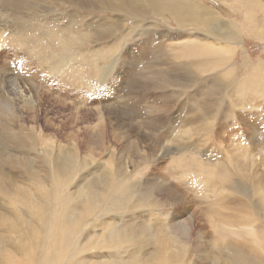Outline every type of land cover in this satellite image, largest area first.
I'll use <instances>...</instances> for the list:
<instances>
[{
	"label": "rangeland",
	"instance_id": "rangeland-1",
	"mask_svg": "<svg viewBox=\"0 0 264 264\" xmlns=\"http://www.w3.org/2000/svg\"><path fill=\"white\" fill-rule=\"evenodd\" d=\"M6 1L7 0H0V29H4V28L5 30L8 29L7 31L3 32L4 35L0 38V93H1L0 94V108H1V115H0L1 146L0 148L2 149V147L5 146V148L11 152L18 150L17 143L20 141L22 135L24 137L25 133L24 134L21 133L22 135H15L16 132L14 131L15 134L13 135L11 134L12 132L10 131L9 133H7L8 129H6V127L9 126L10 124L11 125L15 124L13 120L16 119V116L18 119L20 117L19 121H20V124H22V127L25 126L27 129L28 128L31 129V131L29 130L28 131L29 133L32 132L30 138H33L32 142L34 145L32 148L25 147L24 149L21 150L23 151L22 155L25 159L23 157H20V160L32 162V166L39 164L43 168V170H45V173L44 172L43 173L45 175H48L50 179H52L50 175V169L52 166V162L55 161V158H56L55 155H57V153H59L60 155L63 154L64 155L63 157L68 158L69 162L65 161L63 163L65 167H67L72 162L75 163L76 166H74L73 168L75 169L74 173L71 174L72 172H70V174H68L69 176L67 174H66L67 176H65L69 183L68 187L65 188V190L63 189V186L60 187V190L58 192L59 194H61V192L63 194H66L67 192L73 193L77 188L79 189L82 186V184L85 183L84 182L85 180L82 181V177H85L86 180L89 179V174H90L89 171L91 168H94V170L96 168L97 169L96 173L98 170L101 169L102 173L100 170L98 173L99 175L97 174L98 176H100L101 174L103 175L104 172L105 173L108 171L111 172L112 165H113L112 163L113 162L115 163L116 161L119 160L121 164H124V165L127 164L129 166L131 165V167L128 166L131 171L130 177L132 178L133 182L134 181L138 182L139 187L137 190L142 189V188L144 189V186L147 183H150L152 180L154 184L158 183L157 186L158 187L160 186V188L164 186L166 188V185L168 184L169 186L167 185L168 186L167 189H169L171 193L177 194V195L172 194V200L169 197V200H167L168 201L167 204H163L162 202H159L157 205V208L150 206L148 210L145 209V212H148V213H144V212L136 213L135 212L136 213L135 218H137L136 223L139 224V226H141L139 227V229L141 228L145 229L144 226L148 227L147 223H146L147 225H143V223L145 224V221L141 218H144V219L146 218V222L148 223L153 222L152 224H155L154 223L155 221H152L154 213H150L149 210L150 211L159 210V212L168 214L169 212H172L174 207L178 204V201L180 199L178 195L180 194L185 195V198L187 197V200L183 196L181 197H183V199L188 202L185 203L183 201L182 203H184L185 205L188 204L186 206L190 210L187 207H185L184 204H182L180 212L183 211V214L185 213L184 217L181 216L180 219H177L176 221L177 223L175 222L172 223L175 226L174 228L171 229V232L173 236H176L178 234L177 235L178 237L176 238L177 240H180L182 243H184L183 241H185L184 244L188 246V245H191L194 241L203 238V241L205 240V242L207 241L210 242L213 246L217 247V249L219 250L220 249L219 242L216 240L215 241L213 240L214 232L222 230V232H219L218 234L215 235L218 237V236L224 235L223 231L226 232L227 230H230L228 232H230V236H231L230 240L233 242H235V239L237 240L239 238L238 241H236V243L237 242L245 243V244H248L249 246L251 245L253 246V244H261L260 246L262 247V258L260 261L264 262V220L262 221L263 223L260 224L261 226H257L256 224H253V222L255 221V218H253L255 217L254 216L255 210H253L252 204L250 203L251 202L250 199L254 201L253 196L256 195L255 192H258L259 190L262 192L263 191L262 187L264 189V185L261 186L257 184L256 186V184H254L255 182H253V176L254 177L259 176L261 175V173H264L263 171L264 169L263 170L261 169V168H264V159H263L264 154H262L264 153V150H263L264 149V70L263 72L262 70L259 71V73L263 74V75L259 74L258 76V77H261L259 78V80L257 79L259 82V85H254L252 84V81H250L246 83V87L244 86L240 90L241 92L243 91L242 94L240 91L237 93L234 91H231L233 90V88L231 89V87H233L234 84L236 83L239 84L242 80L244 81V79L248 77L247 75H250L252 73V69L254 68L253 65H256L261 62L264 63V8L255 10V9H252L253 7H249L247 4H246L247 6L244 5L243 8H241L238 4H233L232 3L233 0H194L195 1L194 3L196 5L201 6L205 9L207 8L208 11H212L216 16L218 15L219 21L222 23H225L222 25L229 26V24H232L234 26V30L238 33L239 37L234 39L235 41L233 42V44H230L226 42L227 41L226 38L224 39L220 37H214L210 35L209 33H206L203 31L200 32L195 29L193 30V28H189V29L180 28L179 29L176 23L167 14L162 15V17H155L154 15H151V14L146 17H143V16H138L135 12H133L131 16H129L123 13V11L121 13H111L110 11L103 10L102 8H99V7L92 8V9H85V8H80V7L78 8V7L69 5L68 3L65 2V0H62V1L38 0L39 1L38 10H39L40 15L42 17H45V19L47 20L55 21L57 25H59L60 23L62 25L67 20L66 19L67 15H70V17L73 16L74 18L76 17V19L82 18L83 22L85 23H92L93 26L91 27V29H95L96 27L95 24L100 23L101 21H105V20L112 21L118 18L121 21H125L123 22L124 26L122 29L123 31L122 34L117 33V36H119L120 39L123 38L124 43L123 42L121 43L122 47L118 45V47L111 49L109 52H107L109 53V55L107 56V55L96 54L98 43L96 44L92 43L93 40H88L87 42L84 43L82 47L76 48L74 44L69 43L70 42L69 39L73 38L71 33L69 34L59 33L58 36L54 37V36L49 35L46 30H43L36 34L30 33L31 35L29 34V32H24V34H22L24 36L23 38L21 36H17L21 34L20 33L21 30H19L17 25H14V23L12 22L13 20L10 18V16H8L10 11L8 12L5 11V9H7L9 6L8 1L7 3ZM11 1L13 2L14 0H11ZM200 1H201V4H200ZM258 2L260 3V5H264V0H258ZM249 18L252 21L251 25L248 24V21H250ZM12 30H14L15 34L13 33L12 36H10L9 32ZM253 32H256L257 34H261L263 37L260 38L258 35L253 34ZM222 33H225V32H222ZM32 36L35 39H32L31 38ZM146 37L151 43H153V45H150L152 46V48L150 46L145 48L147 52L143 51L146 54L145 55L146 60L142 62L141 61V53H142L141 48L147 42ZM189 37H191L192 39L193 37H199L198 40L205 39V42H202V43L209 42L208 44H211L214 47H218L219 49H223L224 51H226L223 54L224 62L221 63L223 65L220 67L218 66L219 68L214 67L213 71L210 69L211 71L209 70L207 72L203 71L202 69L203 66H202L199 70L201 71V73H198V74L194 73L195 76H192L194 75L193 73L191 74V72H193L192 69H190V71L189 69H185L189 61H187L185 57L181 56V55H185L184 53H186V52H182L183 51L182 44H184L185 42H188ZM112 40H118V38L113 37ZM61 42H65L64 44H68V43L69 44L63 45ZM147 45L149 44L147 43ZM151 50L154 51V54ZM175 53L177 54V57H175L177 58L176 60H174ZM147 56L148 58H146ZM225 60L228 62L227 64ZM203 68L206 69L207 67H203ZM150 69H152L153 72L149 73V75L145 77H140L141 73H145V72L147 73V71L149 72L152 71ZM161 69L168 70L169 74L177 77L178 78L177 80L180 82L176 83L175 85L174 83L168 81L169 79L167 78L164 80H161L160 78H158L157 76L158 70H161ZM228 69L235 70V72L233 71V73L227 74V71H229ZM231 74H233V76ZM224 76L226 77V79L224 78ZM210 78L211 80L208 81L207 79H210ZM167 81H168V84H167ZM205 83L213 84L214 87L218 85L217 88H215L216 91H214L215 89L213 90L211 87L213 91L210 94L211 96H208L205 99V101L207 100L206 101L207 103L205 101L201 102L199 100V103H200L198 106L199 109L202 108L206 104V107H207L205 111L207 113L206 116H204V112L202 113V111L197 108L191 111L187 110L189 106L192 104V102H190V100L188 101L187 98L191 95V93L193 94L195 92L194 91L195 85L200 87L201 85L202 86L206 85ZM247 84H250L251 86L250 85L248 86ZM228 87L230 90L228 89ZM143 88L145 89L142 92L141 90ZM245 88H248V90H246ZM251 89L252 91H250ZM253 89H254L255 95H253ZM181 90L182 91L184 90V91L182 92ZM249 92H251L252 94ZM225 93L226 94L230 93V94L225 95ZM244 93L248 94V95L246 94L247 99L246 97H244L245 95ZM260 93H262V95ZM229 95L231 96V98H234V99L232 100ZM235 95H238V97ZM142 97L148 99L146 106L142 105L143 104ZM185 98H186V101H184ZM244 98L247 101H244L245 100ZM217 100L219 101L217 102ZM230 100H232L233 104L234 103L235 104L232 105V102ZM21 101L28 102L27 103L28 105L26 103H24V105L27 108L28 107L30 108V105H31L32 109L28 108L30 111L29 110L27 111L26 110L27 108L26 109L23 108L24 110L23 111L21 109L22 107ZM240 101H244L247 104L244 103L243 107L239 106L240 108L239 107L237 108L236 102L238 103ZM159 104L160 105L162 104L160 108H159ZM167 104H170L171 107L170 105H167ZM225 105L227 106L226 109L222 107V106L225 107ZM164 106L165 108L166 107L168 108V111H171V109L173 108V111L175 112H177L178 110H181L182 112H184L183 113L185 115V117L183 115L184 120H177L176 122H173L170 125L167 124L168 121L164 123L162 120H160L158 123L159 118L162 117L159 114V111H160L159 109H162ZM136 108L140 109L138 111L136 110V112L139 113V117L142 119V121L144 119H145V122H148L150 120H156V124L150 125V126L147 124V127L144 128L140 125V121L138 120L131 122L129 120L130 119L129 115L132 112V110H135ZM11 110L12 111L14 110L13 113L14 112L16 113V114L14 113L15 117H14V114L11 112ZM196 110H198L199 112ZM207 110L209 112H207ZM238 111L240 112V114L238 113ZM234 114L235 115L237 114L240 116L237 117V115L235 116ZM154 116L156 119L154 118ZM205 117H209V118H205ZM242 118L245 120H243ZM190 120L191 122L188 123ZM242 120L246 121L247 123L243 122ZM228 122H229V125H228ZM2 126L4 127L3 131H2V128H3ZM220 126H222L223 128H221ZM243 126L245 127V129ZM194 128L195 130H192ZM176 129H177V132H176ZM231 130H232V133H234L235 135H232L229 138L227 134H229ZM236 131L239 133L237 134ZM244 133H247L246 134L247 136ZM69 135L71 136L69 137ZM170 135L173 137L175 136V137L172 138ZM176 136L177 138L180 137L178 138L180 139V141H178V144L176 143L177 142ZM236 136L239 138H236ZM207 137L209 138L208 140H206ZM223 138L225 140H223ZM138 140L140 141V143L137 142ZM170 140L174 141V143H172L174 144L173 147L177 145L181 146L183 144L186 146H189L192 143L190 145L192 147L190 146L189 147L193 149L195 153L196 151L194 147L198 148L199 152H197L196 154H192L194 157L197 155L198 157L200 156L199 158L201 160L195 157L197 159V160L195 159L197 161V164H198V161L199 163L200 161H202L203 163L205 159L207 161V163L205 162L206 164H209L208 160L211 159L214 161L213 164L215 165L219 163L220 161L223 162V159L227 160V162L226 160H224L226 164H228L229 161L232 160L229 163L231 167L228 166L229 170L230 168H232L234 170V173L236 171L235 175H237V169L241 171V173H244V169H245V176L247 175L246 177H248V180L250 179L249 180L250 183L253 182L257 190L255 192L254 190L251 191L250 190L251 188L254 189L251 186H247V188H244L245 190L241 188L242 191L240 190V188H237L238 185L236 186V183L238 184V180H235V179H239V178H237L238 176L234 175L232 169H231L232 170L231 176L233 180L235 181L234 186L236 187L233 186L234 187L232 188L233 192L225 188H222L219 184V181L222 178V174H220L222 172H220V170L217 169L216 171L214 166L212 164H209L214 168V170L212 168V170L208 174H205L206 173V172L204 173L205 170L204 169L201 170L199 169V167H197L198 165H196V161L192 160V156L189 155V152H186L187 155L185 154V152L178 153L179 149L175 150V147L174 148L172 147ZM187 140H190V141H187ZM233 141L236 144H234ZM168 142L171 146L168 144ZM195 143H197L198 145ZM244 144L245 146H242ZM74 145L77 147L76 148L77 154L75 150H73V148L75 149ZM87 145H89L90 147L88 146L89 147L88 148ZM97 145L100 148L98 150H97V147H98ZM129 145H130V148H129ZM150 145L151 147H153L154 145V147L151 148ZM199 145L200 146L202 145V147H199ZM212 145L213 147H211ZM235 145L237 148L235 147ZM71 146L72 147L74 146V147L71 149ZM169 146L170 148H168ZM228 146L230 148L232 146L231 149L233 150V153L231 150L230 151L228 150L230 149L228 148ZM248 146L250 148L251 153L249 152L250 154L247 155V158L244 157V159L246 158V159L251 160L252 162H254V165L256 167L255 166L253 167V164H251L249 160H247L245 163L243 161L236 160V158H238L239 156H241V158L239 157L238 159H242V155H241L242 153L248 154L247 153L248 151H245L246 149H248ZM238 147L241 149H239ZM244 147H247V148H244ZM68 148H70L71 151L70 149L68 150ZM122 148L124 151L122 150ZM136 148H139V149H136ZM162 148L164 150H162ZM251 148L252 149L256 148L255 152L251 150ZM86 150H88L92 158L94 157L95 159L94 158L92 159L90 155H89L90 157L86 158V155L88 154ZM43 151L44 152L46 151L47 153L43 154ZM93 151L95 152V154ZM137 152H140L139 155H143V156L146 155V156L145 158H143L144 160L142 161V163H139L138 166L132 167V163L135 161L134 157ZM169 152L172 154H170ZM219 153H221V155ZM46 154H48L47 156H49L51 160L49 157L46 156ZM50 154L52 156H50ZM66 154L67 155L69 154L70 157L66 156ZM73 154L77 156L74 157ZM173 154L175 156H173ZM252 154L255 156L253 157ZM250 155L253 157L254 160L251 159V157L248 158ZM176 156H179V158ZM259 157H260L259 161H261L260 162L261 165L258 164ZM89 158H91L90 159L91 162L90 160L88 161ZM176 158H178L179 161L175 160ZM180 158L184 159L185 162L184 161L182 162L181 161L182 159ZM255 158L257 159V161L255 160ZM82 159L83 160L85 159V160L83 161ZM47 160H49L50 163H47L48 162ZM191 160L194 162L193 164L190 165V163L188 162ZM85 161L87 162V164L88 163L89 164L87 165ZM93 161L95 164L93 163ZM177 163H181L180 166L179 164L177 165ZM246 163L247 164L250 163V165H252V167L255 169L256 168L258 169L260 167L261 169V170L259 169L260 173L257 169L255 173V169L252 170L251 167L248 166L249 164L247 165ZM3 164L6 165V163L4 162L0 163V165L4 169H6L7 166ZM245 164L247 165L246 167H245ZM235 165L236 167L239 165L240 168L239 167L236 168ZM242 165H244L243 166L244 168L242 167ZM97 167H99L100 169H98ZM173 167L175 169H173ZM247 167L248 169H246ZM197 168L199 169L198 174H197ZM168 170H169V173H168ZM175 170H176V174H175ZM246 170L248 171L247 174H246ZM202 171H203V174H201ZM9 173L14 175L15 177H18V178L21 177V175L18 173L17 170H10ZM158 174H160L159 176L162 179L158 177V180L154 182V179L157 178ZM172 174L173 176L175 175L176 178L175 176L171 177ZM189 174L192 175L191 178L195 177V175L197 177L193 179L190 178L192 182L194 181V183L191 182L193 185L190 183V181H187L189 176H191ZM218 174H220L221 176L220 175L218 176ZM248 174H251L252 176ZM58 178H60V176H58L56 179ZM197 179L201 180V182ZM208 180L211 181L212 184H214V188H212V190H208L209 192H204L206 191V189L204 190V186L202 187L203 189H201L198 183H200L201 185L202 181L208 182ZM188 182H189L190 187L186 185L188 184ZM180 183H181V186H180ZM175 184L177 185V187H175L176 186ZM63 185L65 186L64 183ZM246 192H249L250 195L249 193H246ZM243 193L247 194L250 199H246ZM173 197L175 199H173ZM220 198L221 199L224 198L225 200H230V199L234 200L233 206H231L230 208L228 207L229 209L223 208L224 206L226 207V205H223L222 203L218 202ZM171 201L173 202L175 201V202L172 203ZM216 201L217 203L220 204L219 206L218 204H215ZM237 201L240 202V203L238 202V205H237ZM245 201L249 203V205ZM150 202L153 203L152 200H150ZM173 204H176V205H173ZM243 204L247 206L246 207L242 206ZM0 205L2 206V208L4 207L6 209L8 208V205L4 202L1 196H0ZM62 205L57 204L56 208L60 206L61 209L60 208L58 209L62 210V207H61ZM215 205L218 206L220 212L217 210L218 208L215 209L216 208ZM240 206H242L243 208ZM147 207H149V205H147ZM212 207L215 209L216 212L214 211V209H212ZM239 207L242 208V210L244 209L243 212H240ZM56 208L55 210H57ZM185 208H186V212L184 211ZM237 208L239 211L237 210ZM168 209L170 210L168 211ZM104 210L107 212V214L106 212H104L101 215V213H98L99 211L94 213V214H97V216L94 214H89V215L86 214L87 216H85V218L83 219L82 224L81 225L79 224L80 227L81 226L83 227V223L86 225L82 230L83 233L81 234V237H79L80 232H78V229L76 230L74 229V231L72 232L69 230L68 232L65 231L66 233L65 232L63 233L61 232L60 229H57V228H60L59 222L62 220L61 219L62 216L60 218V216L58 215L59 210L58 212L57 211L53 212L54 209L51 210L50 211L51 219L49 218V223H47L46 226L44 225L43 230H42L43 234L40 235L41 241H39V244H37L38 241L34 240L35 241L34 243L33 238H32V242H31L32 245L30 247V250L34 249L35 245H36V248L40 246L39 251L38 249L37 251L39 252L42 258L41 264H81V261L83 259H84V262L86 261L83 264H86L87 261H88V264H98V263L108 264L111 261H114L116 264L118 263L121 264L124 257L125 258L123 261H126V262L122 264H125V263L127 264V262L129 263L130 261H133V259L136 258L137 256L135 255V256L130 257L131 252H129L130 251L129 248H127L129 250L127 249L120 250L121 248L115 247L113 246V244L109 246V244L106 245L105 243H100L99 239L98 241L95 240L97 239V237H100L101 233H103V237L105 234H107L108 232L107 227L108 226L111 227L110 224L115 226L113 222H116V221H114L115 219L113 217H119L115 215V213L120 214V216L122 215V217H124V216H127L129 213H131V211L128 212V209H125V207H119L116 210L110 207V205H107L106 209ZM218 212L222 216L223 215L228 216V222H231L230 226H229L230 223H228L227 225L225 222L222 225H216L217 222H215L214 220H215V214H217ZM212 213L213 215H210ZM56 214L58 216H56ZM240 215L242 217L246 216L245 218L247 220L246 219L245 220L246 222L248 221V223L250 221L249 219L251 218V216H253L251 220L253 219L254 221H250L252 225L251 224L246 225L244 223L245 226H242L240 229L238 225H242L243 222H245L243 220H242L243 222H241L242 217ZM109 216H110V219H109ZM186 218L187 219L190 218V219L187 220ZM166 219H169V218L167 217ZM184 220H186L187 222L186 225L188 226L190 225V223H192V225H190L192 230L190 226L189 227L187 226L188 228L184 227L185 226L183 225L185 222ZM167 221L168 220H165L166 223ZM233 221H234V224H233ZM235 221H237V223ZM34 222L35 224H37L36 219H34ZM157 225L155 226V229L160 228L159 224ZM179 225L180 226L182 225V226L180 227ZM82 227L81 228L77 227V228H79V231H80ZM175 227L177 228V232H176ZM87 230H88V236H90L89 238L88 236L85 237L87 235ZM185 230H187V232L189 231V233L187 234ZM199 230L202 231L201 237H199L200 236L199 234H201ZM76 231L78 232V234H76ZM192 231H194L195 233ZM208 231H210L209 234H207ZM235 231L236 232L238 231L240 233L242 232L243 234L244 233L245 234L242 237L241 235L243 234L239 236L238 235L239 233H236ZM231 232H234V234L232 235ZM253 233H254V236H256L255 238L253 235H251ZM65 234L67 235L65 236ZM179 234L180 235L185 234V235L181 238L182 235L179 237ZM203 234H207L208 236L210 235L208 237V239L210 238V241L207 240V235H205L206 236L205 237ZM64 236H65V240H64L65 242L62 240ZM67 236L69 237V239L66 238ZM194 236H196L197 238L199 237V238L198 239H196V237L193 238ZM15 237L16 236L14 235V233L8 232L4 227L3 228L0 227V241L1 240L6 241L9 239H13ZM184 237H186L187 239ZM233 237L235 239H233ZM86 239H89V240L87 241ZM165 239L166 238H162L161 241L168 242ZM85 241H87V243ZM188 241L190 242L188 243ZM84 243L86 244V248L82 250L80 248V245ZM104 245L106 246L103 247ZM0 246H1V243H0ZM56 246L58 248H62L63 250L62 249L58 250ZM73 250L74 252H72ZM215 250L216 249L214 248L213 251ZM6 251H7L6 255L10 256L15 262L14 263L11 261L12 263L10 264H21V262L23 264L25 263V260L24 262L21 261L22 257L21 256L19 257L17 252L12 253L10 250L6 249L5 253ZM64 251L66 254L68 252L69 253L65 255ZM27 253L29 254V251H26V252L20 251L19 254L24 255ZM124 253L126 254V256ZM194 253L195 255H193V252L188 250V253L186 255L188 257L191 256L195 258L190 257L188 259L186 256V259L191 260V262L192 260L196 262H200V260L202 259L201 262L206 263L207 259L203 258L204 256L201 258H198L196 255L197 252H194ZM16 257L17 259H14ZM255 257L256 255L251 251L248 257L250 264H254ZM0 260H1L0 264H6L5 263L6 259L2 258V256L0 257ZM109 260L111 261L109 262ZM118 260H120V262ZM138 260L142 261L139 258Z\"/></svg>",
	"mask_w": 264,
	"mask_h": 264
},
{
	"label": "bare ground",
	"instance_id": "bare-ground-1",
	"mask_svg": "<svg viewBox=\"0 0 264 264\" xmlns=\"http://www.w3.org/2000/svg\"><path fill=\"white\" fill-rule=\"evenodd\" d=\"M8 3H9V6L7 9H5V11H10L9 15L10 18L13 20L12 22L14 23V25H17V27L19 28V30H21V34L17 35V36H21L22 38L24 37L22 34H24V32H29L30 33H39L43 30H46L47 33L51 36H58L59 33H71L73 38L72 39H69V43H72L76 46V48H80L84 45L85 42H87L88 40H93L92 43L96 44L98 43V48L96 49V54H99V55H109V52L111 49H114L116 47H118V45L121 46V43L123 42V38L120 39L119 36H117V33H120L122 34V29H123V22L125 21H121L120 19L116 18L115 20H112V21H101L100 23H97L95 24L96 27L95 29H91V27L93 26L92 23H85L83 22L82 18H77L76 17L74 18L73 16L70 17V15H67L66 17V21L61 25V23L59 25H57V23L55 21H52V20H47L45 19V17H42L39 13V4H38V0H14L13 2L11 0H7ZM6 1V3H7ZM53 1H57V0H53ZM58 1H62V0H58ZM255 1V2H253ZM66 3H68L69 5L71 6H75V7H80V8H85V9H92V8H96V7H99V8H102L103 10H107V11H110L111 13H121L123 11V13L131 16V14L133 12H135L138 16H143V17H146L148 15H154L155 17H162V15H168L175 23L176 25L180 28H193V30H197V31H203V32H206V33H209L210 35L214 36V37H220V38H226L227 39V43H230V44H233V42L235 41L234 39L238 38V33L234 30V26L232 24H229V26L227 25H222V24H225V23H222L219 21V18H218V15L216 16L212 11H208L207 8H203L201 6H198L196 5L194 2V0H65ZM198 2V1H197ZM233 4H238L241 8H243V6H249V7H253L252 9H255V10H259V9H262L264 8V5H260V3L258 2V0H233L232 1ZM200 4H201V1H200ZM247 4V5H246ZM8 5V4H7ZM205 7V6H204ZM114 19V18H113ZM250 21H248V24L251 25V19L249 18ZM173 23V22H172ZM228 23V21H227ZM256 25V24H255ZM10 29V28H9ZM8 30V29H7ZM4 29H0V38L4 35V31H7ZM18 30V29H17ZM70 31V32H69ZM222 32H225V33H222ZM14 33V30L10 31L9 32V35L12 36V34ZM18 33V32H17ZM45 33V32H44ZM150 33V32H149ZM8 34V33H7ZM15 34V33H14ZM253 34H256L258 35L260 38H262L263 36L261 34H257L256 32H253ZM31 35V34H30ZM119 35V34H118ZM8 36V35H7ZM14 37V36H13ZM113 37H117L118 40H112ZM32 39H35L33 38V36L31 37ZM199 37H193V39L191 37H189V41L188 42H185L184 44H182V49L183 51L182 52H186L184 53L185 55H181L182 57H185L187 59V61H189V63L186 65L185 69H192L193 72H191V74L195 73V74H198V73H201L200 68L203 66V67H207L206 69H203L204 72H207L209 71L210 69L213 71L214 67H220L222 66L224 62V57H223V54L226 52L224 51L223 49H219L218 47H214L213 45L211 44H208L207 42L206 43H202V42H205V39H199ZM160 39V38H159ZM146 40L147 42L144 44V46L141 48L142 49V53H141V61L144 62L146 59H145V53L144 52H147L145 50L146 47L150 46V45H153V43H151L147 37H146ZM154 40V39H153ZM212 41V40H211ZM63 45H68V44H64L65 42H61ZM124 43V42H123ZM147 43L149 45H147ZM91 45V44H90ZM85 47V46H84ZM87 47V46H86ZM93 47V46H92ZM122 47V46H121ZM152 48V46H150ZM84 49V48H83ZM89 49V48H88ZM144 51V52H143ZM152 51V50H151ZM94 52V51H93ZM153 54H154V51H152ZM90 53V51H89ZM156 53V51H155ZM95 54V53H94ZM152 54V53H151ZM77 55V54H76ZM96 56V55H94ZM93 56V57H94ZM180 56V55H179ZM7 57V56H6ZM177 57V54L175 53L174 54V58ZM105 58V57H104ZM148 58V56L146 57ZM152 58V57H151ZM150 58V59H151ZM173 58V59H174ZM177 58H175L174 60H176ZM20 60V59H19ZM83 60V59H82ZM152 60V59H151ZM186 61V60H185ZM226 61V60H225ZM140 62V61H139ZM146 63V62H145ZM151 63V62H150ZM173 63V62H172ZM228 62L226 61V64ZM157 65V64H156ZM165 65V64H164ZM225 66V64H224ZM223 66V67H224ZM254 68L252 69V73L250 75H247L248 77H246V79H244V81L242 80L239 84L236 83L234 84L233 87H231V89L233 88V90L231 91H234V92H239L244 86L246 87V83L247 82H250L252 81V84L254 85H259V78L261 77H258L259 74H262V73H259L260 70H264V63H258L256 65H253ZM145 67V66H144ZM218 67V68H219ZM147 68V67H146ZM163 68V67H162ZM217 68V70H218ZM252 68V67H251ZM158 69V67H157ZM149 70V69H148ZM152 70V69H150ZM210 70V71H211ZM223 70V69H222ZM229 70V69H228ZM109 71V70H108ZM216 71V70H215ZM233 71L235 72V70H229L227 71V74L229 73H233ZM153 72L152 71H147V73H141L140 74V77H145L147 75H149V73ZM183 72V71H182ZM155 73V72H154ZM153 73V74H154ZM188 73V72H187ZM224 73V72H222ZM226 73V72H225ZM186 74V73H185ZM192 75V76H195ZM226 74V76H227ZM249 74V73H248ZM233 76V74H231ZM263 75V74H262ZM158 78H160L161 80H164V79H169L168 81L174 83L176 85V83L180 82L178 81L177 77L175 76H172L169 74V71L168 70H158V74H157ZM180 76V75H179ZM154 77V76H153ZM183 77V76H182ZM188 78V77H187ZM193 78V77H192ZM224 78L226 79V77L224 76ZM228 78V76H227ZM150 79V77H149ZM258 79V80H257ZM152 80V78H151ZM150 80V81H151ZM154 80V79H153ZM190 80V79H189ZM208 81L211 80L210 79H207ZM229 80V79H228ZM147 81V80H146ZM168 81H167V84H168ZM187 81V80H186ZM203 81V80H202ZM193 82V81H192ZM204 82V81H203ZM212 82V81H211ZM150 83V82H149ZM208 83V82H207ZM171 84V83H169ZM206 84V83H205ZM201 85V84H200ZM216 85V84H215ZM248 86L250 84H247ZM106 86V85H105ZM154 86V85H153ZM156 86V85H155ZM172 86V85H171ZM218 85H216L214 87L213 84H206V85H201L200 87L196 86L194 87V93L187 98V100L190 102H192V104L189 106V108L186 109L188 111H191V110H195L196 108H198L199 106V100L201 102H204L205 99L208 97V96H211V92L217 88ZM251 86V85H250ZM101 87V86H100ZM131 87V86H130ZM138 87V86H137ZM174 87V86H173ZM186 87V86H185ZM212 87V89H211ZM219 88V87H218ZM253 88V87H251ZM255 88V87H254ZM145 88H143L141 91L143 92ZM229 89V87H228ZM246 90H248V88H245ZM250 89V87H249ZM187 90V88H186ZM225 90V89H224ZM230 90V89H229ZM108 91V90H106ZM110 91V90H109ZM182 91V90H181ZM184 91V90H183ZM182 91V92H183ZM216 91V89L214 90ZM252 91V89L250 90ZM140 92V91H139ZM181 92V93H182ZM225 92V91H224ZM233 92V93H234ZM241 92V91H240ZM243 92V91H242ZM241 92V94H242ZM245 92V91H244ZM222 93V92H221ZM248 93V92H247ZM246 93V94H247ZM251 93V92H249ZM1 94V93H0ZM4 94V93H3ZM227 94H230V93H227ZM225 93V95H227ZM245 94V93H244ZM244 95V97H246L247 99V95ZM252 94V93H251ZM258 94V93H257ZM262 95V93H260ZM143 95V94H142ZM175 95V94H173ZM215 95V94H214ZM239 95V93H238ZM238 95H235L238 97ZM253 95H255V92H254V89H253ZM129 96V95H128ZM127 96V97H128ZM150 96V95H149ZM180 96V95H179ZM218 96V95H217ZM230 96V95H229ZM233 96V97H235ZM242 96V95H241ZM8 97V96H7ZM5 97V98H7ZM33 97V96H32ZM223 97V96H222ZM228 97V96H227ZM240 97V95H239ZM243 97V96H242ZM250 97V96H249ZM164 98V97H163ZM229 98V97H228ZM231 98V96H230ZM156 99V98H154ZM153 99V100H154ZM232 100L234 98H231ZM237 99V98H236ZM235 99V101H236ZM245 99V98H244ZM244 100V101H247V100ZM133 100V99H132ZM229 100V99H228ZM232 100H230L232 102ZM241 100V98H240ZM142 101H143V106H146L147 102H148V99L147 98H144L142 97ZM164 101V100H163ZM162 101V102H163ZM186 101V98L185 100ZM183 101V102H184ZM207 101V100H206ZM205 101V102H206ZM219 100H217L218 102ZM234 101V102H235ZM244 101H240V102H236V105H237V108L239 106H244ZM249 101V100H248ZM156 102V101H154ZM215 102V101H214ZM216 102V104H217ZM223 102V101H222ZM225 102V101H224ZM228 102V101H227ZM24 103H28V102H25V101H21V104H22V107L21 109L23 110L26 109L27 107L24 105ZM133 103V102H132ZM161 103V101H160ZM182 103V102H181ZM188 103V102H187ZM207 103V102H206ZM158 104V103H157ZM185 104V103H184ZM213 104V103H211ZM222 104V103H221ZM225 104V103H224ZM230 104V103H229ZM235 104V103H234ZM233 102H232V105H234ZM247 104V103H246ZM28 105V104H27ZM130 105V104H129ZM167 105H170V104H167ZM158 106V105H157ZM160 106H162V104L160 105L159 104V108ZM208 106V105H207ZM218 106V105H217ZM229 106V105H228ZM169 107V106H168ZM171 107V105H170ZM182 107V106H181ZM221 107V106H220ZM223 108L226 109V105L225 107L222 106ZM232 107V106H231ZM246 107V106H245ZM29 108V107H28ZM26 109L27 111L32 107L30 105V108L29 109ZM152 108V107H151ZM167 108V107H166ZM165 106L162 108V109H159V114L162 116L159 118L158 120V123L160 120H162L164 123H166V121H168V125L172 124L173 122H176L177 120H184V117L185 115L183 114L184 112H182L181 110H178L177 112L173 111V108L171 109V111H168V108L166 109ZM185 108V106H184ZM206 104L200 108L199 110L202 111V113L204 112V116H206ZM233 108V107H232ZM240 108V107H239ZM170 109V108H169ZM221 109V108H220ZM231 109V108H230ZM136 110H140V109H135V110H132V112L130 113L129 117H130V121L131 122H134L136 120L140 121V125L142 127H147V124L150 126V125H154L156 124V120H150L148 122H145V119L142 121V119L139 117V113L136 112ZM211 110V109H210ZM222 110V109H221ZM14 111V110H13ZM13 111L11 110V112L13 113ZM21 111V110H20ZM24 111V110H23ZM30 111V110H29ZM198 111V110H196ZM224 111V110H223ZM155 112V111H154ZM153 112V113H154ZM199 112V111H198ZM207 112H209L207 110ZM216 112V111H215ZM218 112V111H217ZM15 113V112H14ZM13 113V114H14ZM192 113V112H191ZM221 113V112H220ZM237 113V112H236ZM238 113L240 114V112L238 111ZM16 114V113H15ZM15 114H14V117H15ZM197 114V113H196ZM215 114V113H214ZM0 115H1V108H0ZM12 115V114H11ZM184 115V117H183ZM235 115V114H234ZM237 115V114H236ZM235 115V116H236ZM219 116V115H218ZM231 116V115H230ZM240 116V115H237V117ZM189 117V115H188ZM187 117V118H188ZM213 117V116H212ZM140 118V119H138ZM155 118V116H154ZM205 118H209V117H205ZM228 118V117H227ZM247 118V117H246ZM13 119V118H11ZM20 119V117H19ZM19 119L17 118L16 116V119H14V125H9L6 127V129H8V132H12L11 134H16L15 135H22L25 133L24 137L22 135L20 141L17 143V149L18 150H15V151H9L5 148V146L2 147V149L0 148V163L1 162H4L6 163L3 164L5 166H7L6 169H4L1 165H0V196L1 198L4 200V202L8 205V208L6 209L5 207L2 208V206L0 205V227L1 228H5L8 232H11V233H14V235L16 236L15 238L13 239H9V240H6V241H0L1 243V246H0V257L2 256V258L6 259V264H10L13 261V259L6 255L7 254V251L5 253V250L8 249L10 250L12 253L14 252H17L18 253V256L22 257L21 258V261L24 262L25 260V263L26 264H41V256L39 254V248L40 246H38L36 248V245L34 246V249H31L30 250V247L32 245V238H33V241H38L37 244H39V241H41V238H40V235L43 234V227L44 225L46 226L47 223H49V218L51 219V213L50 211L54 209L53 212L59 210L58 212V215L62 216V220L59 222L60 223V228H57V229H60L61 232H65L68 230L69 231H74V229H78V232H80V236L81 237V234L83 233V228L86 226L84 223H83V227L82 229H80L79 231V228H81L79 226V224L81 225L82 222H83V219L85 218V216L89 215V214H94L96 213L97 211H99L98 213H104L106 212L104 209H106L107 205H110V207L114 208V209H118L119 207H125V209H128V212L131 211V213H129L127 216H124L122 217V215L120 216V214H116L117 216L119 217H113L116 221V222H113V224H115V226H113L112 224L111 227H107V234L104 235L103 237V233H101L100 237H97V239H95L96 241H98L99 239V242L100 243H105L106 245L109 244V246H111V244H113V246L115 247H119L121 248L120 250H126L127 248L130 249L129 252H131V256H137L140 260L142 261H139L138 258H134L133 261H130L129 263L127 262V264H250L249 262V253L252 251L256 257H255V262L254 264H263L264 262H261V258H262V247L260 246L261 244H253V246H249L248 244H245V243H236V241H238V239L236 240L234 237L233 239H235V242L231 241L230 238V230H227L226 232L223 231L224 235L223 236H215L216 234H218L219 232H222V230H219V231H215L214 234H213V240L215 241H218L219 242V250L217 249V247L213 246L210 242H205V240L203 241V238L199 239V240H196L194 241L191 245H188L186 246L184 243L185 241H183L184 243H182L180 240H177L176 238L178 237L177 235L176 236H173L172 235V232H171V229L174 228L175 225H173L172 223L175 222L177 223V219H180V217H184L185 213L183 214V211L180 212V209H181V206L183 201L186 203L188 201H185L183 199V197L185 198V195H178V197H180L179 201H178V206L176 204H173V205H176L174 207V209L172 210V212H169L168 214H165V213H162V212H159V210H149L150 213H154V216L152 218V221H155L154 223L155 224H152V223H148L146 222V218H140L143 219L145 221V224L143 223V225H147L148 224V227L147 226H144L145 229H139V224H137L136 222V213H148V212H145V209L148 210V208H150V206L154 207V208H157V205L159 202H162L163 204H167L169 200V197L171 198L172 200V194L174 195H177L175 193H171V191L169 189H167V187L169 186L167 183L166 185V188L165 186L164 187H161L160 186L158 187V183H153L152 180L150 183H147L145 186H144V189H138L139 187V184L138 182L132 180V178L130 177L131 175V171L129 169V167H131V165H127V164H121L120 161H116L115 163L113 162L112 164V170L111 172L108 171V172H104V174L102 175V170L97 167L98 169L101 170V175L98 176L99 174V171H97L96 173V168L94 170V168H91L90 169V174H89V179L86 180L85 177H82V181H84L85 183L82 184V186L78 189H76L73 193H66V194H63L61 192V194H59V190H60V187L63 186V189L65 190V188L68 187L69 183H68V180L66 179L65 176H67L68 174H70V172H72L71 174L74 173V166L75 163H72L69 164L67 167H65V165H63V163L66 161V162H69L68 161V158L67 157H63L64 155H60L59 153H57V155H55V161L52 162V166H51V169H50V175H51V178L50 179L48 177V175H45V170H43V168L39 165V164H36L35 166H32V162H28V161H22L20 160V157H23L22 155V152L21 151L22 149H24L25 147H28V148H32L34 145H33V138H30L31 137V133H29V131H31L30 128H26L25 126L22 127V124H20V121ZM156 119V118H155ZM189 119V118H188ZM194 119V118H193ZM243 119V118H242ZM10 120V119H9ZM208 120V119H207ZM239 120V118H238ZM245 120V119H243ZM242 120V121H243ZM12 121V120H11ZM12 121V122H13ZM204 121V120H203ZM226 121V120H225ZM241 121V122H242ZM191 120L188 122L190 123ZM224 122V121H223ZM245 123H247L246 121H243ZM121 123V122H120ZM123 124V123H122ZM135 124V123H134ZM138 124V123H136ZM163 124V123H162ZM198 124V123H197ZM220 124V123H219ZM233 124V123H232ZM239 124V123H237ZM130 125V124H129ZM164 125V124H163ZM228 125H229V122H228ZM244 125V124H243ZM247 125V124H246ZM193 126V125H192ZM199 126V125H198ZM218 126V125H217ZM252 126V125H251ZM3 127V126H2ZM171 127V126H170ZM168 127V128H170ZM177 127V126H176ZM221 128H223L222 126H220ZM226 127V126H225ZM242 127V126H241ZM244 127V126H243ZM1 128V127H0ZM32 128V127H31ZM149 128V127H148ZM175 128V127H174ZM189 128V127H188ZM4 127L2 128V131H3ZM178 129V128H177ZM177 129H176V132H177ZM243 129V128H242ZM245 129V127H244ZM29 130V131H28ZM33 130V129H32ZM152 130V129H151ZM171 130V129H170ZM192 130H195L192 129ZM197 130V129H196ZM241 130V129H240ZM252 130V129H251ZM255 130V129H254ZM7 131V130H6ZM15 131V132H14ZM169 131V130H168ZM180 131V130H179ZM189 131V130H188ZM199 131V130H198ZM34 132V131H33ZM163 132V130H162ZM195 132V131H194ZM237 132V131H236ZM235 132V133H236ZM22 133V134H21ZM146 133V132H145ZM172 133V132H171ZM197 133V132H196ZM195 133V134H196ZM239 132H237L238 134ZM236 134V135H237ZM243 134V133H242ZM245 135L247 133H244ZM65 135V134H64ZM142 135V134H141ZM144 135V134H143ZM155 135V134H154ZM176 135V134H175ZM187 135V134H186ZM228 137L230 138V136L232 135H235L234 133H232V130L231 132H229V134H227ZM34 136V135H32ZM71 135H69L70 137ZM171 136V135H170ZM247 136V135H246ZM245 136V137H246ZM138 137V136H137ZM144 137V136H143ZM169 137V136H168ZM172 138H174L173 136H171ZM170 137V139H171ZM203 137V136H202ZM223 137V136H222ZM227 137V136H225ZM5 138V137H4ZM177 138V136H176ZM175 138V139H176ZM180 138V137H178ZM177 138V144H178V141H180V139ZM184 138V137H183ZM235 138V137H234ZM236 138H239L236 136ZM235 138V139H236ZM247 138V137H246ZM69 139V138H68ZM182 139V138H181ZM186 139V137H185ZM188 139V138H187ZM209 138L207 137L206 140H208ZM219 139V138H218ZM174 140V139H173ZM222 140V139H220ZM223 140H225L223 138ZM248 140V139H247ZM5 141V140H4ZM70 141V140H69ZM149 141V140H148ZM156 141V140H155ZM164 141V140H163ZM171 141V140H170ZM184 141V140H182ZM186 141V140H185ZM187 141H190V140H187ZM193 141V140H192ZM235 141V140H234ZM233 141V143H234ZM239 141V140H238ZM66 142V141H65ZM68 142V141H67ZM137 142L140 143V141L138 140ZM147 142V141H145ZM194 142V141H193ZM207 142V141H206ZM219 142V141H218ZM224 142V141H223ZM236 142V141H235ZM5 143V142H3ZM150 143V142H149ZM158 143V142H157ZM161 143V142H160ZM174 143V141H171V144ZM181 143V142H180ZM188 143V142H187ZM205 143V142H204ZM203 143V144H204ZM226 143V142H225ZM232 143V142H230ZM238 143V142H237ZM240 143V142H239ZM244 143V142H243ZM153 144V143H152ZM151 144V145H152ZM164 144V142H163ZM169 144V142H168ZM192 144V143H191ZM190 144V145H191ZM197 144V143H195ZM200 144V143H199ZM236 144V143H234ZM253 144V143H252ZM259 144V143H258ZM5 145V144H4ZM150 145V147H151ZM155 145V144H154ZM153 145V147H154ZM160 145V144H159ZM170 145V144H169ZM174 144H172V147H173ZM184 145V144H183ZM177 145V146H174L175 147V150L176 149H179L178 150V153L179 152H185V154L187 155L186 152H189V155L192 156V160L196 161L197 159L196 158H199L198 155L197 156H193L192 154H196L198 151V148H195L194 146V149L196 151V153L194 152L193 149H191L190 147L192 146H186V145ZM198 145V144H197ZM206 145V144H205ZM204 145V146H205ZM0 146H1V140H0ZM75 146V145H74ZM73 146V147H74ZM89 145H87L88 147ZM98 146V145H97ZM136 146V145H135ZM165 146V145H164ZM163 146V147H164ZM171 146V145H170ZM170 146L168 148H170ZM225 146V145H224ZM241 146V145H240ZM242 146H245L242 145ZM258 146V145H257ZM71 146V149L73 148ZM90 147V146H89ZM88 147V148H89ZM95 147V146H94ZM151 147V148H153ZM161 147V146H160ZM166 147V146H165ZM173 147V148H174ZM199 147H202V145ZM213 147V145L211 146ZM227 147V146H226ZM236 147V145H235ZM251 147V146H250ZM259 147V146H258ZM76 146H75V149L73 148V150H75V152L77 151L76 150ZM87 148V149H88ZM129 148H130V145H129ZM128 148V149H129ZM158 148V147H157ZM156 148V149H157ZM221 148V147H220ZM228 148H230L228 146ZM227 148V149H228ZM232 148V146H231ZM228 149L229 151L231 150L232 153H233V150L232 149ZM237 148V147H236ZM239 148V147H238ZM244 148H247V147H244ZM261 148V147H260ZM70 148H68L69 150ZM70 149V151H71ZM100 149L99 146L97 147V150ZM121 149V148H120ZM136 149H139V148H136ZM149 149V148H148ZM155 149V148H154ZM204 149V148H203ZM202 149V150H203ZM209 149V148H208ZM223 149V148H222ZM241 149V148H239ZM238 149V151H239ZM255 149L256 148H251V150H253L255 152ZM67 150V149H66ZM89 150V149H88ZM86 150V152H88V154L86 155V158L90 157L91 155L89 154V151ZM94 150V149H93ZM123 150V148H122ZM127 150V149H126ZM135 150V149H134ZM162 150H164L162 148ZM169 150V149H168ZM200 150V149H199ZM212 150V148H211ZM236 150V149H235ZM243 150V149H242ZM259 150V149H258ZM264 150V149H263ZM59 151V150H57ZM61 151V149H60ZM68 151V152H70ZM124 151V150H123ZM138 151V150H137ZM141 151V150H140ZM151 151V150H149ZM148 151V152H149ZM170 151V150H169ZM204 151V150H203ZM209 151V150H207ZM228 151V152H229ZM245 151H248L247 153L248 154H241L242 155V159H244V157L247 158V155H249L251 153L250 151V148L248 146V149H246ZM252 151V152H253ZM28 152V151H27ZM25 152V153H27ZM94 152V151H93ZM156 152V150H155ZM171 152V151H170ZM169 152V153H170ZM173 152V150H172ZM176 152V151H175ZM250 152V153H249ZM47 153L46 151L44 152L43 151V154ZM66 153V152H65ZM97 153V152H96ZM140 152H137L134 159L135 161L132 163V167L134 166H138L139 163H142V161L144 160L143 158H145V156L143 155H139ZM143 153V152H142ZM145 153V152H144ZM191 153V154H190ZM201 153V152H200ZM208 153V152H206ZM218 153V152H217ZM216 153V154H217ZM77 154V152H76ZM95 154V152H94ZM126 154V153H125ZM130 154V153H129ZM172 154V153H170ZM177 154V153H176ZM221 155V153H219ZM235 154V153H234ZM237 154V153H236ZM264 154V153H262ZM48 154H46L47 156ZM74 155V154H73ZM90 155V156H89ZM185 155V156H186ZM188 155V156H189ZM201 155V154H199ZM253 155V154H252ZM50 156H52L50 154ZM66 156L70 157V155L66 154ZM77 156V155H74V157ZM98 156V155H97ZM171 156V155H170ZM173 156H175L173 154ZM187 156V157H188ZM230 156V155H229ZM236 156V155H235ZM255 155H253L254 157ZM49 157V156H47ZM130 157V156H129ZM179 158V156H176ZM220 157V156H219ZM218 157V158H219ZM225 157V156H224ZM228 157V155H227ZM233 157V156H232ZM238 157V156H237ZM241 158V156H239ZM238 157V158H239ZM253 159V157L250 155L248 158ZM257 157V156H256ZM24 158V157H23ZM50 158V157H49ZM48 158V159H49ZM92 158V156H91ZM89 158L88 161L91 159ZM94 158V157H93ZM92 158V159H93ZM133 158V157H132ZM178 158H176L175 160H178ZM183 158V157H182ZM180 158V159H182ZM186 158V157H185ZM236 158V160H239V161H243L244 163L249 160V159H238ZM25 159V158H24ZM70 159V158H69ZM76 159V158H75ZM95 159V158H94ZM118 159V157H117ZM123 159V158H122ZM190 159V158H189ZM196 159V160H195ZM200 159V158H199ZM198 159V160H199ZM260 157L258 158V161H259ZM264 159V158H263ZM51 160V158H50ZM83 160V159H82ZM85 160V159H84ZM83 160V161H84ZM189 161L188 163L193 164L194 161ZM201 160V159H200ZM204 160V159H203ZM208 160V159H207ZM224 160L226 159H223V162L220 161L219 163H217L216 165L213 164L214 161L213 160H208L209 164H212L215 168V170L217 171L220 170V174H222V178L221 180L219 181V184L222 188H225L229 191H232L234 187H236L237 185V188H243V190H245L244 188H247V186H251L253 187L254 189H249L251 191L254 190V192L257 190V188L254 186V184H257L258 185H264V173H261V175L259 176H253V182H255L253 184V182L250 183V179L248 180V177L245 176V169H244V173H241V171H239L237 169V175H235L234 173V170L232 168H230V170L232 169L233 170V173L235 176H238L237 178L239 179H235V180H238V184L236 183V186H234L235 184V181L233 180L232 178V170L230 172L229 167H231L229 165L230 160L228 159L229 163L226 164L224 162ZM254 160V159H253ZM255 160L257 161V159L255 158ZM48 162L47 163H50L49 160H47ZM87 161V160H86ZM85 161V162H86ZM127 161V160H126ZM133 161V160H132ZM131 161V162H132ZM179 161V160H178ZM182 162L185 160L182 159L181 160ZM91 162V160H90ZM176 162V161H175ZM207 161L205 159V161L202 163V161H198V164H197V161H196V165H198L197 167H199V169H204V173L205 174H208L211 170H212V166L209 165V164H206ZM227 162V160H226ZM236 162V161H235ZM238 162V161H237ZM249 162H251V164H253V167L255 166L254 165V162H252L251 160H249ZM261 161L258 162L259 165ZM94 163V161H93ZM170 163V162H169ZM216 163V162H215ZM68 164V163H67ZM66 164V165H67ZM87 164V162H86ZM89 164V163H88ZM87 164V165H88ZM92 164V163H90ZM95 164V163H94ZM131 164V163H130ZM137 164V165H136ZM175 164V163H174ZM181 163H177V165ZM183 164V163H182ZM238 164V163H237ZM240 164V162H239ZM247 164V163H246ZM245 164V167L248 165L251 167L252 170H254L255 168L252 167V165H250V163H248L247 165ZM257 164V163H256ZM257 164V165H258ZM49 165V164H47ZM51 165V164H50ZM82 165V164H81ZM80 165V166H81ZM86 165V167H87ZM107 165V164H106ZM170 165V164H169ZM176 165V164H175ZM189 165V164H188ZM195 165V163H194ZM100 166V165H99ZM103 166V165H102ZM129 166V167H128ZM244 165H242L243 167ZM94 167V166H93ZM110 167V166H108ZM188 167V166H187ZM195 167V166H194ZM236 167V165H235ZM237 167L240 168V166L238 165ZM236 167V168H237ZM256 167V166H255ZM47 168V166H46ZM176 168V166H175ZM173 167V169H175ZM190 168V167H189ZM213 168V170H214ZM244 168V167H243ZM17 170L18 173L21 175V177H15L14 175H12L10 172V170ZM73 169V170H72ZM178 169V167H177ZM192 169V168H191ZM197 168V174L199 173V170ZM248 169V167L246 168ZM257 169V168H256ZM256 169H255V173H256ZM260 167L257 169L259 171ZM262 170L264 168H261ZM260 169V170H261ZM88 170V169H87ZM94 170V171H93ZM158 170V169H157ZM156 170V171H157ZM251 170V171H252ZM166 171V170H165ZM174 171V170H173ZM196 171V170H195ZM243 171V170H242ZM264 171V170H263ZM44 172V173H43ZM155 173V171H154ZM168 173H169V170H168ZM172 173V171H171ZM239 173V174H238ZM241 173V174H240ZM248 173V171L246 170V174ZM260 173V171H259ZM43 174V175H42ZM67 174V175H66ZM98 174V175H97ZM175 174H176V170H175ZM192 174V173H191ZM189 174V175H191ZM196 174V173H195ZM203 174V171L202 173ZM217 174V173H216ZM218 174V176L220 175ZM243 174V175H242ZM252 174V173H251ZM251 174H248V175H251ZM160 174H158L157 178L154 179V182H156L158 180V177L161 178L159 176ZM188 175V176H189ZM194 175V174H193ZM213 175V174H212ZM215 175V174H214ZM58 176H60V178L56 179ZM69 176V175H68ZM153 176V175H152ZM175 176V175H174ZM173 174L171 177H174ZM199 176V175H198ZM216 176V175H215ZM221 176V175H220ZM252 176V175H251ZM56 177V178H55ZM151 177V176H150ZM156 177V176H155ZM192 177L189 176L188 179H190ZM176 178V176H175ZM178 178V177H177ZM193 178H197L196 175L195 177ZM191 178V179H193ZM199 178V177H198ZM236 178V177H235ZM162 179V178H161ZM187 181H190V183L192 182L191 179ZM199 180V179H197ZM206 180V179H205ZM215 180V179H214ZM184 181V180H183ZM186 181V179H185ZM196 181V179H195ZM201 182V180H199ZM179 182V181H178ZM63 183L65 184V186L63 185ZM145 183V182H144ZM162 183V182H161ZM177 183V182H176ZM182 183V182H181ZM181 183H180V186H181ZM194 183V181L192 182ZM191 183V184H192ZM204 183V184H203ZM218 183V182H217ZM185 184V183H184ZM199 186L201 187V189H203L202 187L204 186V190L206 189V191L204 192H209L208 190H212V188H214V184H212L211 181L208 180V182H203L202 181V184L200 185V183H198ZM58 185V186H57ZM176 185V184H175ZM189 186V182L188 184H186ZM193 185V184H192ZM196 185V184H195ZM184 186V185H183ZM198 186V185H197ZM234 186V187H233ZM59 187V188H58ZM177 187V185L175 186ZM190 187V186H189ZM199 187V189H200ZM206 187V188H205ZM219 187V186H218ZM220 187V188H221ZM62 189V188H61ZM174 189V188H173ZM179 189V187H178ZM177 189V190H178ZM183 189V188H182ZM68 190V189H67ZM248 190V189H247ZM262 190L264 191L263 187H262ZM62 191V190H61ZM170 191V193H169ZM175 191V190H174ZM214 191V190H213ZM242 191V190H241ZM262 191V192H263ZM139 192V193H138ZM183 192V191H182ZM197 192V191H196ZM233 192V191H232ZM260 190L258 192H255L256 195L253 196L254 197V201L252 199L249 198V196L245 193H243V195L245 196L246 199H250V203L252 204V207H253V210L254 211V216H251V218H255V221L251 218L249 219L250 221H254L253 224H256L257 226H261L260 224H262L263 220H264V192L262 193ZM179 193V191H178ZM201 193V192H199ZM203 193V192H202ZM225 193V192H224ZM246 193H249V192H246ZM184 194V193H183ZM206 194V193H205ZM214 194V193H213ZM220 194V192H219ZM173 195V196H174ZM210 195V194H209ZM231 195V194H230ZM239 195V194H238ZM237 195V196H238ZM250 195V193H249ZM183 196V197H181ZM243 196V197H244ZM204 198V197H203ZM240 198V197H238ZM242 198V197H241ZM173 199H175L173 197ZM187 200V197L185 198ZM209 199V198H208ZM236 199V197H235ZM243 199V198H242ZM150 200L153 201V203L150 202ZM210 200V199H209ZM233 201L234 200H225L224 198H220L218 200L219 203H222L223 205H226V207L224 206L223 208H227L229 209L231 206H233ZM172 203H174L173 201H171ZM238 202L237 201V205H238ZM242 202V200H241ZM246 202V201H245ZM170 203V204H172ZM219 203H216L215 204H218V206L220 205ZM240 203V202H239ZM247 203V202H246ZM58 205H62V210H60V206L58 208H56V206ZM169 204V206H170ZM221 204V206H222ZM249 205V203H247ZM147 205H149V207H147ZM185 205V204H184ZM188 205V204H186ZM185 205V207H187ZM236 205V204H235ZM234 205V206H235ZM211 206V205H209ZM216 206V205H215ZM218 206H216L215 209L218 208ZM220 206V207H221ZM242 206H247L245 204H243ZM240 206V207H242ZM160 207V206H159ZM168 207V206H167ZM212 207V209H214ZM229 207V208H228ZM239 207V210L240 212H243L242 208ZM55 208L57 210H55ZM169 208V207H168ZM188 208V207H187ZM236 208V207H235ZM167 209V208H166ZM189 209V208H188ZM214 209V211H215ZM233 209V208H231ZM123 210V208H122ZM170 209H168L169 211ZM190 210V209H189ZM219 212V208L217 209ZM236 210V209H234ZM238 210V208H237ZM238 210V211H239ZM242 210V211H241ZM138 211V212H137ZM186 212V208L184 210ZM188 211V210H187ZM212 211V212H214ZM222 211V210H221ZM115 212V211H113ZM136 212V213H135ZM211 212V211H209ZM216 212V211H215ZM218 212V213H219ZM215 214V222L216 225H222L224 222L229 226L231 225V222H228V216H222L219 214ZM87 214V215H86ZM107 214V212H106ZM183 214V215H182ZM253 214V213H252ZM56 214V216H58ZM97 216V214H94ZM113 215V216H115ZM192 215V214H191ZM210 215H213L210 214ZM112 216V214H111ZM241 216V215H240ZM55 217V216H54ZM94 217V216H93ZM138 217V216H137ZM144 217V215H143ZM148 217V216H147ZM152 217V216H151ZM168 217L169 219H166ZM188 217V216H187ZM212 217V216H210ZM217 217V218H216ZM242 217V216H241ZM239 217V218H241ZM246 216L242 217L241 218V222H243L242 225H238L241 229L242 226H245V224L249 225L251 224V222L248 221L246 222ZM69 218V219H68ZM96 218V217H95ZM168 220L167 223L165 222V220ZM193 218V217H192ZM191 218V219H192ZM248 218V217H247ZM34 219L37 220V224H35L34 222ZM109 219H110V216H109ZM185 219V218H184ZM187 219V218H186ZM190 218H188L187 220H189ZM246 219V220H245ZM87 220V219H86ZM240 220V219H239ZM243 220V221H242ZM57 221V219H56ZM150 221V220H149ZM185 221V222H184ZM184 224L185 225L184 227L188 228L190 225H192V223H190V225H186V220H184ZM179 222V221H178ZM211 222V221H209ZM237 223V221H235ZM240 222V223H241ZM86 223V222H85ZM147 223V224H146ZM245 223V224H244ZM259 223V224H258ZM159 224L160 228L159 229H155V226ZM233 224H234V221H233ZM232 224V225H233ZM54 225V224H53ZM226 225V226H227ZM237 225V224H235ZM252 225V224H251ZM57 226V225H56ZM158 226V225H157ZM180 226V225H179ZM182 226V225H181ZM180 226V227H181ZM188 226V227H187ZM59 227V226H58ZM79 227V228H77ZM183 227V228H184ZM232 227V226H231ZM191 228V226H190ZM229 228V227H228ZM176 229V232H177V228L175 227ZM238 229V227H237ZM252 229V228H251ZM106 230V231H107ZM181 230V229H180ZM192 230V228H191ZM195 230V229H194ZM232 230V229H231ZM182 231V230H181ZM187 232V230H185ZM197 231V230H196ZM200 231V230H199ZM234 231V229H233ZM243 231V230H242ZM78 232L76 231V234H78ZM92 232V231H91ZM175 232V233H176ZM194 232V231H192ZM201 234H199L201 237L202 236V231H200ZM198 232V233H200ZM210 231H208L207 234H209ZM236 232V231H235ZM254 232V231H253ZM66 233V232H65ZM180 233V232H179ZM189 233V231L187 232V234ZM195 233V232H194ZM197 233V232H196ZM213 233V231H212ZM232 235L234 234V232H231ZM236 233H239L238 235L240 236L241 234H243L242 232H236ZM69 234V233H68ZM71 234V233H70ZM193 234V233H192ZM207 234H203L204 236L207 235ZM245 234V233H244ZM241 235L242 237L244 236ZM67 234H65L66 236ZM182 235V236H181ZM179 234V237L181 236V238L185 235L183 234ZM211 235V233H210ZM209 235V236H210ZM237 235V234H236ZM247 235V234H246ZM254 236V233L251 234ZM256 235V234H255ZM37 236V237H36ZM65 236L63 237V241L65 240ZM78 236V235H77ZM88 236V230H87V235L85 237ZM207 235V240L210 241V238L208 239L209 237ZM238 236V237H239ZM46 237V235H45ZM90 236H88L89 238ZM196 236H194L193 238H195ZM198 237V238H199ZM206 237V236H205ZM204 237V238H205ZM222 239H220V238ZM256 236H254L255 238ZM66 238L69 239V237L67 236ZM162 238H166L165 240H167L168 242H164V241H161ZM180 238V239H181ZM186 238V237H184ZM183 238V239H184ZM196 237V239H198ZM72 239V238H71ZM81 239V238H80ZM94 239V238H93ZM187 239V238H186ZM185 239V240H186ZM57 240V239H56ZM87 241L89 239H86ZM192 240V238H191ZM34 241V243H35ZM82 241V240H80ZM87 241H85L87 243ZM93 241V240H92ZM60 242V241H59ZM65 242V241H64ZM63 242V243H64ZM91 242V241H90ZM89 242V243H90ZM187 242V241H186ZM190 241H188L189 243ZM192 242V241H191ZM241 242V241H239ZM61 243V242H60ZM59 243V244H60ZM95 243V241H94ZM187 243V244H188ZM216 243V242H215ZM77 244V243H76ZM72 245V244H71ZM90 245V244H89ZM88 245V246H89ZM98 245V244H97ZM106 245H104L103 247H105ZM154 245V246H153ZM123 246V247H122ZM90 247V246H89ZM99 247V246H98ZM56 248L59 250V249H62V248H58L56 246ZM64 248V247H63ZM80 248L82 250H84L86 248V244H82L80 245ZM112 248V247H111ZM214 248L216 249L215 251ZM38 249V251H37ZM43 249V248H41ZM65 249V248H64ZM101 249V248H100ZM127 249V250H129ZM63 250V249H62ZM188 250H190L191 252H193V255H195L194 252H197V257L198 258H206L207 261L206 263H202V259L200 260V262H196V261H193L191 262V260H188L190 257H188L186 254L188 253ZM21 252H26V251H29V254H24V255H21L19 254ZM45 252V251H44ZM59 252V251H58ZM74 252V250L72 251ZM119 252V251H118ZM124 252V251H123ZM43 253V252H42ZM65 253V251H64ZM69 253V252H68ZM67 253V254H68ZM120 253V252H119ZM9 254V253H8ZM65 253V255H67ZM125 254V253H124ZM129 254V253H128ZM191 254V253H190ZM199 254V255H198ZM122 255V254H120ZM126 256V254H125ZM186 256L188 259H186ZM123 257V256H122ZM66 258V257H65ZM125 258V257H124ZM123 258V260H124ZM128 258V257H127ZM191 258H195V257H191ZM14 259H17L14 258ZM115 259V258H114ZM251 259V257H250ZM121 262L124 263L126 261H123ZM132 260V259H131ZM197 260V258H196ZM204 260V259H203ZM1 261V260H0ZM8 261V262H7ZM12 261V262H11ZM111 260H109L110 262ZM120 262V260H118ZM129 261V259H128ZM86 262V261H85ZM84 262V259L81 261V264L85 263ZM15 263V262H14ZM24 263V264H25ZM72 263V262H71ZM21 264H23L21 262ZM88 264V261L87 263ZM98 264H103V263H98ZM108 264H116L114 261H111L110 263ZM119 264V263H118ZM126 264V263H125Z\"/></svg>",
	"mask_w": 264,
	"mask_h": 264
}]
</instances>
